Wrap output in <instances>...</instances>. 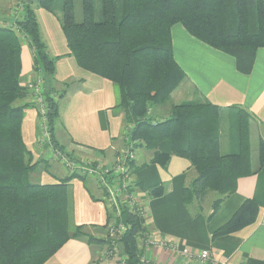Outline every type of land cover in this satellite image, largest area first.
<instances>
[{
	"label": "trees",
	"instance_id": "1",
	"mask_svg": "<svg viewBox=\"0 0 264 264\" xmlns=\"http://www.w3.org/2000/svg\"><path fill=\"white\" fill-rule=\"evenodd\" d=\"M80 4L82 18L77 19L76 0H24L12 23H0V264H44L68 239L85 235L83 226L72 222L70 181L85 179L86 174L69 172L57 182L42 183L36 177L49 169V160L46 156L35 159L23 137L30 104L20 102L28 95L21 83L22 47L28 44L35 52V68L44 73L49 103L51 140L41 144L62 149L54 136L60 114L53 94L57 57L47 50L37 7L58 17L79 66L116 85L119 102L115 107L123 109L126 122L134 125L130 140L153 149V161L162 166L170 159L157 149L163 140L169 141L174 154L190 160L197 176L184 187L187 203L215 191L220 195L213 202V211L217 210L236 190L240 177L259 171L264 164V138L260 137L258 163L252 165L251 113L243 107H223L205 98L164 108L186 77L172 47V26L181 23L193 36L233 55L238 69L250 73L257 49L264 47V0H80ZM155 108L161 119L149 113ZM225 117L231 120L233 149L224 153ZM135 185L151 195L163 192L158 185ZM258 212V204L246 200L213 236L252 224ZM116 219L115 223L128 226L119 240L127 261L137 264L142 255L139 238L146 232L144 219L126 206Z\"/></svg>",
	"mask_w": 264,
	"mask_h": 264
},
{
	"label": "crops",
	"instance_id": "2",
	"mask_svg": "<svg viewBox=\"0 0 264 264\" xmlns=\"http://www.w3.org/2000/svg\"><path fill=\"white\" fill-rule=\"evenodd\" d=\"M16 1L19 0L8 2L6 13L0 14V23L14 21L13 11H16V6L14 8L12 5ZM36 15L47 50L52 57H57L55 92L58 99H55L59 102L60 114L55 122L54 136L59 146L79 161L90 159L104 165L120 162L124 149L134 154L130 163L134 187L140 192L139 196L148 209V217L144 219L145 235H152L160 243L165 241L180 250L188 248L200 252L209 249L218 262L264 264V164L259 171L240 177L236 190L224 199L217 210L213 211V202L217 198L212 196L214 192H209L203 200L195 198L187 203L184 187L189 186L197 176L190 160L174 154L169 141L163 140L158 143L157 149L169 154L170 159L166 166H162L153 161V149L138 146L139 143L131 141L130 130L133 127L126 125L124 110L115 107L119 102L116 85L78 65L55 14L37 7ZM172 47L186 77L172 92L170 102L164 107L166 110L172 104L205 98L223 107L238 105L251 113V127L259 135L258 139L264 138V47L257 49L250 73L238 69L233 55L193 36L181 23L172 26ZM34 62L31 47L23 44L24 83L42 77V70L33 71ZM156 110L149 113L161 119L162 116ZM58 122L67 135L57 133ZM22 132L34 156L46 152L47 155L52 154L49 147L40 145L38 141L41 133L38 107L31 101L25 111ZM232 142L229 133L228 151L233 149ZM128 145H134L133 149ZM257 153L258 148L252 157L254 166L258 163ZM61 166L67 173L62 168H59L60 173L48 169L36 178L42 183L57 182L70 174L64 165ZM136 182H142L144 187L161 186L163 192L161 195H151L147 190L137 187ZM70 184L72 222L82 225L81 231L85 235L68 239L44 264L118 263V258L126 257L127 253L119 238L113 242L109 237V224L117 219L114 211L108 207L106 190L99 188L98 179L90 177H76ZM248 199L254 200L259 206L256 220L240 230L214 237V231L229 221ZM89 236L98 240L92 241ZM143 237L139 238L141 256L163 264H202L195 257L185 259L169 247L147 246ZM111 249H114L113 255Z\"/></svg>",
	"mask_w": 264,
	"mask_h": 264
},
{
	"label": "built area",
	"instance_id": "3",
	"mask_svg": "<svg viewBox=\"0 0 264 264\" xmlns=\"http://www.w3.org/2000/svg\"><path fill=\"white\" fill-rule=\"evenodd\" d=\"M36 103L39 106V127L41 133L38 135L39 143H49L51 140L50 126L48 121V108L43 97V88L39 84L35 91ZM52 153L56 159H62L63 163L69 172L81 171L84 174L95 175L99 181V185L106 190L107 204L110 209L115 213L118 218L122 214L123 207H128L131 211L135 212L143 219L148 217V209L146 203L140 198V192L134 187V174L132 173L131 161L134 154L126 149L120 155V162L115 164L104 165L101 162H93L90 159L79 161L78 159H70L60 152L58 148H52ZM133 176V177H132ZM128 226L122 221L111 222L109 224V237L113 240L120 238L126 232ZM146 233V232H145ZM147 235V234H146ZM145 237V244L147 246H163L169 247L174 252H179L185 259L197 258L202 264H227L226 262H218L216 257L213 256L209 249H203L200 252L192 251L188 248L179 249L173 244H168L165 241L161 242L152 235ZM143 237V239H144ZM111 255L114 254V249L110 250ZM120 264H133L127 261V256L118 258ZM116 264V263H115ZM137 264H163L156 262L146 256H141Z\"/></svg>",
	"mask_w": 264,
	"mask_h": 264
},
{
	"label": "rangeland",
	"instance_id": "4",
	"mask_svg": "<svg viewBox=\"0 0 264 264\" xmlns=\"http://www.w3.org/2000/svg\"><path fill=\"white\" fill-rule=\"evenodd\" d=\"M10 0H0V14L1 13H6L5 11H6V8H7V5H8V2H9ZM23 2H24V0H19V1H16L15 3H13V5H12V7H14L15 8V6H16V11H18V12H20L21 10H22V6H23ZM76 11H77V19H81L82 18V14H81V4H80V0H76ZM13 13H15L14 11H13ZM19 15V14H18ZM33 54H34V58H35V52L33 51ZM35 63V62H34ZM34 65V64H33ZM38 65V64H37ZM39 70V68H35V65H34V68H33V71H38ZM23 71V70H22ZM23 73V72H22ZM22 75L23 74H21V83H22V85H24L27 89H28V95L25 97V98H23V99H21L20 100V102L21 103H25V104H30V101H31V103H35L36 104V106L38 107V109H39V106H38V104L36 103V95H35V91H36V89H37V87L39 86V84H41L42 85V88H43V97H44V101L46 102V104H47V108H48V112H49V103H48V101H47V99H46V97H45V95H44V93H45V78H44V73L42 74V77H38V78H36V79H34L33 81H31V82H25L24 83V80H23V77H22ZM55 89H56V86H55ZM54 94V98L56 97L57 99H58V94L56 93V92H54L53 93ZM56 99V100H57ZM40 116V115H39ZM232 119H234V115L231 117ZM229 121H231V120H228L226 117L224 118V120H223V123H222V127H221V141H222V152H228V147H229V144H228V134L230 133V131H229V127H230V122ZM252 119H251V125H252ZM56 122V121H55ZM234 122V121H233ZM128 127H133L131 124H129V123H127L126 124ZM231 130V134H232V136H233V134H234V125H233V128L232 129H230ZM56 131H57V133H63V134H65V135H67V133L65 132V130H64V128L62 127V124H60L59 122L57 123V125H56ZM259 134V133H258ZM259 136V135H258ZM258 136H257V132L256 131H253L252 130V143H251V147H252V151H251V158L253 157V155L257 152V148H258V141H259V139H258ZM139 142V141H138ZM40 145H43V144H41L40 143ZM43 146H45V145H43ZM130 148L132 147V149H133V146L134 145H128ZM134 148H136V146L134 147ZM38 149H39V147H38ZM41 149V148H40ZM49 149V148H48ZM50 152H52V147L50 148ZM58 150H59V148H58ZM126 149H124L123 150V152L125 151ZM49 151V150H48ZM41 152H43V151H41ZM44 152H46V150L44 151ZM60 152L62 153V154H67V152L65 151V150H62V149H60ZM71 156H69V155ZM67 154V156H68V158H70V159H73L74 160V156L72 155V154H70V153H68ZM258 154V153H257ZM47 157L48 158V160H49V162H48V168L52 171V172H54V173H60L59 172V170L62 168L64 171H65V169L61 166V165H64V164H62L63 163V160L62 159H56V157L54 156V154H48L47 155V152L46 153H44V154H41L40 156H34V158L36 159V158H42V157ZM77 159V158H76ZM79 160V159H78ZM252 165L254 166V162L252 163ZM65 166V165H64ZM42 167H44V164H42ZM66 167V166H65ZM254 167H256V166H254ZM60 168V169H59ZM66 172V171H65ZM67 173V172H66ZM94 178V179H97V177H96V174L94 175H91V174H88V175H86V178L88 179V178ZM39 181H41V180H39ZM100 186V185H99ZM99 188H102V187H99ZM99 190H101L102 191V189H99ZM211 192H214V193H212L213 195V197H217V198H219V194L217 193V192H215V191H210V193ZM106 193V192H105ZM107 199V198H106ZM193 199H195V197L194 198H192V200ZM263 222H264V218H263Z\"/></svg>",
	"mask_w": 264,
	"mask_h": 264
},
{
	"label": "water",
	"instance_id": "5",
	"mask_svg": "<svg viewBox=\"0 0 264 264\" xmlns=\"http://www.w3.org/2000/svg\"><path fill=\"white\" fill-rule=\"evenodd\" d=\"M27 1H29V2H30V1H32V0H27Z\"/></svg>",
	"mask_w": 264,
	"mask_h": 264
}]
</instances>
